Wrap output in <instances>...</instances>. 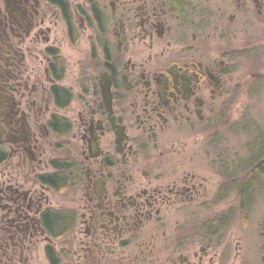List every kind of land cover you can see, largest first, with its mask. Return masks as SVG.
<instances>
[{"label": "flooded vegetation", "instance_id": "obj_1", "mask_svg": "<svg viewBox=\"0 0 264 264\" xmlns=\"http://www.w3.org/2000/svg\"><path fill=\"white\" fill-rule=\"evenodd\" d=\"M81 31L71 117L61 49ZM262 89L264 0L0 1V264H264V156L242 161L264 152L244 113ZM55 116L80 165L67 194L47 181Z\"/></svg>", "mask_w": 264, "mask_h": 264}, {"label": "trees", "instance_id": "obj_2", "mask_svg": "<svg viewBox=\"0 0 264 264\" xmlns=\"http://www.w3.org/2000/svg\"><path fill=\"white\" fill-rule=\"evenodd\" d=\"M87 1L90 2L92 0ZM87 73L88 71L83 66L82 83L85 80L89 81V79L85 77V74ZM63 89L64 95L63 104L61 105V107L66 108L71 102V97L67 90L68 88ZM57 100L58 94L56 92V101ZM53 126L56 136V148L61 153V156L55 160V172L51 175H48L47 181L51 183L56 192L67 194L70 188L73 187L75 182H77L78 180L80 165L78 160H76L75 156L73 155L72 144L68 138V119L65 117L60 119L58 116H55ZM256 155L251 154L249 162H251L252 160L253 162L255 160H258V158L264 156V152ZM46 215L47 218H45V225L50 236L56 239L63 232L64 234L68 232L72 220V215L71 211L67 207H63L60 209L48 208L46 210Z\"/></svg>", "mask_w": 264, "mask_h": 264}, {"label": "rangeland", "instance_id": "obj_3", "mask_svg": "<svg viewBox=\"0 0 264 264\" xmlns=\"http://www.w3.org/2000/svg\"><path fill=\"white\" fill-rule=\"evenodd\" d=\"M2 1V0H0ZM62 53L64 54L66 61H67V71L66 76L64 78V85L69 87L72 91V102L67 109L66 113L71 116H77V113L81 109V97L82 91L80 89L79 82L80 75H82L83 66L87 68V64L89 63V55H90V47L89 42L84 34L81 31V39L78 41L77 44L72 45L69 43H65L62 47ZM79 69L81 73H79ZM90 75V71L87 73ZM85 74V77H87ZM84 79V78H83ZM89 79V78H88ZM88 80H85L84 83H87ZM255 103L252 106H249L247 110H244V113H249L250 117L255 118L259 125V132L264 133V89L260 91L258 95V99L254 101ZM250 151V147L248 145V152L242 150V157H243V165H246L250 161V155H256L258 152ZM257 156V155H256ZM254 158V157H253ZM252 158V159H253ZM53 205H60V204H68L66 199H62L60 197H53L52 198ZM41 263L47 264L45 258L41 256ZM40 264V263H39Z\"/></svg>", "mask_w": 264, "mask_h": 264}]
</instances>
